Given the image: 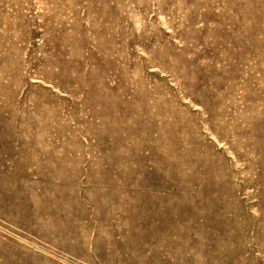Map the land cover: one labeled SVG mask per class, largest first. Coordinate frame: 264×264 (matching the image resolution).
<instances>
[{"label":"rangeland","instance_id":"374dc122","mask_svg":"<svg viewBox=\"0 0 264 264\" xmlns=\"http://www.w3.org/2000/svg\"><path fill=\"white\" fill-rule=\"evenodd\" d=\"M0 264H264V0H0Z\"/></svg>","mask_w":264,"mask_h":264}]
</instances>
